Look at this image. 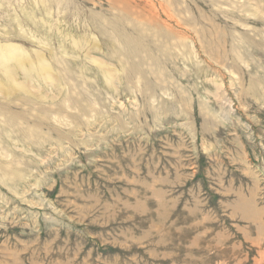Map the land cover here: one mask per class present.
Returning a JSON list of instances; mask_svg holds the SVG:
<instances>
[{
  "label": "rangeland",
  "instance_id": "374dc122",
  "mask_svg": "<svg viewBox=\"0 0 264 264\" xmlns=\"http://www.w3.org/2000/svg\"><path fill=\"white\" fill-rule=\"evenodd\" d=\"M0 37L59 80L0 93V264H264V0H0Z\"/></svg>",
  "mask_w": 264,
  "mask_h": 264
},
{
  "label": "bare ground",
  "instance_id": "6f19581e",
  "mask_svg": "<svg viewBox=\"0 0 264 264\" xmlns=\"http://www.w3.org/2000/svg\"><path fill=\"white\" fill-rule=\"evenodd\" d=\"M7 5H9V4H7ZM63 35L66 38V41L68 40L69 42H71L79 50L84 48L86 45L88 46L89 40L84 35H83L84 37L74 36L70 33H68V34L65 33ZM89 36H90V34H89ZM90 39H92V38H90ZM92 41H95V40H92ZM91 44H93V43H91ZM88 49H90V48H88ZM28 52H29V50H28ZM28 52L23 48V46H20L17 43H14L10 40H6V39H3L0 37V93L2 95L9 96L11 94V92L17 91V93L22 92V93H28L30 95L35 96L36 94L29 90L28 84L30 82V79H38L40 81L49 82L51 84L56 83V81L59 82V80H57L54 77V70H53V67L50 64V62H48V60L44 56H41L42 52L39 53L38 50L37 51L35 50L33 53V54H35L34 59L31 57V55ZM90 60L92 61V59H90ZM95 60H96V58H95ZM95 60H94V63L92 62L93 64H95V62H96ZM96 63H97L96 65L99 68L104 69L103 79L107 80L104 82L105 83L109 82L110 85L112 86L111 81H112V78L114 77L116 71H114V73H112L113 70L111 71L108 68L109 65L106 66L102 61H98ZM18 76L22 77V82H20L17 79ZM59 87H61V86H59ZM114 89H113V91H115ZM215 90H216V88H215ZM44 96H37V97H42L44 99Z\"/></svg>",
  "mask_w": 264,
  "mask_h": 264
}]
</instances>
